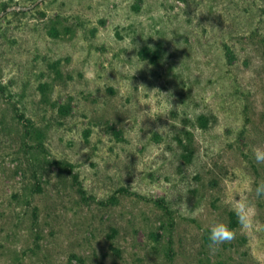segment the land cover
Here are the masks:
<instances>
[{"label":"rangeland","instance_id":"obj_1","mask_svg":"<svg viewBox=\"0 0 264 264\" xmlns=\"http://www.w3.org/2000/svg\"><path fill=\"white\" fill-rule=\"evenodd\" d=\"M252 146L264 0H0V264H264Z\"/></svg>","mask_w":264,"mask_h":264},{"label":"clouds","instance_id":"obj_2","mask_svg":"<svg viewBox=\"0 0 264 264\" xmlns=\"http://www.w3.org/2000/svg\"><path fill=\"white\" fill-rule=\"evenodd\" d=\"M251 155L257 164H264V147L252 146ZM249 191H251V188H249ZM254 191L257 198H264V181L258 183ZM229 207L236 216L241 232L253 231L258 227L256 207L247 197L231 201ZM236 236V229L230 228L224 222H216L209 230L208 247L210 250H214L225 243L233 241Z\"/></svg>","mask_w":264,"mask_h":264}]
</instances>
